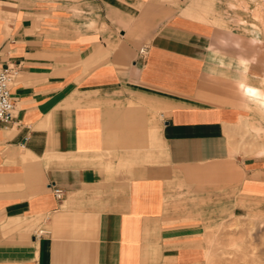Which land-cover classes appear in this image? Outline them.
Instances as JSON below:
<instances>
[{
	"label": "crops",
	"instance_id": "0c3cea01",
	"mask_svg": "<svg viewBox=\"0 0 264 264\" xmlns=\"http://www.w3.org/2000/svg\"><path fill=\"white\" fill-rule=\"evenodd\" d=\"M93 1L0 18V67L19 68L0 264H203L208 221L264 181V155L244 154V68L178 11L138 23L151 0Z\"/></svg>",
	"mask_w": 264,
	"mask_h": 264
},
{
	"label": "rangeland",
	"instance_id": "374dc122",
	"mask_svg": "<svg viewBox=\"0 0 264 264\" xmlns=\"http://www.w3.org/2000/svg\"><path fill=\"white\" fill-rule=\"evenodd\" d=\"M49 1L66 0H0V18L8 24L19 7ZM119 9L121 6L117 5L116 15ZM138 10L142 12L136 19L138 23L150 13L160 22L174 11L202 23L210 33L215 52H222L228 62L244 68L246 75L242 78L249 83H259L264 72V53L251 37L254 35L252 23L259 24L256 19L264 21V0H151ZM259 36L262 38L261 33ZM244 57L248 59L247 65L241 62ZM244 114L252 121L250 125L256 127L247 132L248 126L244 123V154L257 151L264 155V116L255 102L245 99ZM238 135L241 138V134ZM238 135L232 138H239ZM258 186L257 196L244 195L222 218L208 221L204 231L207 256L203 264H264V181Z\"/></svg>",
	"mask_w": 264,
	"mask_h": 264
},
{
	"label": "built area",
	"instance_id": "2783aa9c",
	"mask_svg": "<svg viewBox=\"0 0 264 264\" xmlns=\"http://www.w3.org/2000/svg\"><path fill=\"white\" fill-rule=\"evenodd\" d=\"M138 53L140 57H144L147 53L146 46L141 47ZM18 72L19 68L17 65L6 64L0 67V121L3 123H9L13 119L15 105L11 89ZM54 194L57 198H61L63 196V190L56 187L54 188ZM45 232V230L39 229L35 236H41Z\"/></svg>",
	"mask_w": 264,
	"mask_h": 264
},
{
	"label": "bare ground",
	"instance_id": "6f19581e",
	"mask_svg": "<svg viewBox=\"0 0 264 264\" xmlns=\"http://www.w3.org/2000/svg\"><path fill=\"white\" fill-rule=\"evenodd\" d=\"M258 21L259 24L253 22V31L254 35L251 37L253 41L258 44L262 53H264V21ZM260 26V27H259ZM262 34V38L259 36ZM262 76L259 79V83L253 84L249 83L245 78H241L238 81H235L237 88L242 92L245 99H248L250 102H255L259 106V111L264 116V72L262 71ZM246 74H244L245 77ZM261 75V74H260ZM245 123V122H244ZM248 127L246 131L249 132L250 128L256 129L254 125H250V123H245ZM251 126V127H250ZM259 129V128H258Z\"/></svg>",
	"mask_w": 264,
	"mask_h": 264
}]
</instances>
